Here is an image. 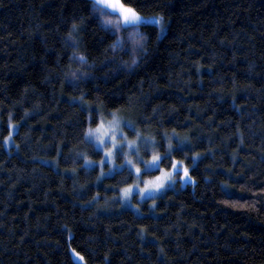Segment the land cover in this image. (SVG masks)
I'll use <instances>...</instances> for the list:
<instances>
[{"label":"trees","instance_id":"16d2710c","mask_svg":"<svg viewBox=\"0 0 264 264\" xmlns=\"http://www.w3.org/2000/svg\"><path fill=\"white\" fill-rule=\"evenodd\" d=\"M133 6L166 31L142 26L129 68L91 0H0V264H77L70 248L85 264L264 263V0ZM74 23L87 65L69 59ZM97 107L129 113L160 150L170 137L189 169L142 214L120 208L126 169L97 180L77 155L100 158L83 137Z\"/></svg>","mask_w":264,"mask_h":264},{"label":"snow or ice","instance_id":"6c2138e0","mask_svg":"<svg viewBox=\"0 0 264 264\" xmlns=\"http://www.w3.org/2000/svg\"><path fill=\"white\" fill-rule=\"evenodd\" d=\"M138 0H91V12L95 14L100 27L110 35L114 36L105 51L109 49L115 54L117 50H130L132 54L131 63L122 61L126 67H132L137 64V52L146 53L147 49L144 44L147 37L141 32V27L154 26L163 30V17L159 14L146 15L143 9L134 7ZM79 32V26L75 23L67 33V45L71 47L72 52L69 57L70 61H77L79 64L87 65L88 60L84 53L78 51L79 40L74 33ZM130 45V49L128 46ZM74 81H78L86 73L81 69L78 75L77 71L67 73ZM82 99V97H81ZM96 113V115H93ZM111 119L104 118L99 107L92 109L87 117L88 127L83 130L84 143L88 145L94 154L99 155L98 161H93L87 152H79L77 155L84 161V167L87 168L95 165L99 167L100 172L97 180L108 174H115L118 171L128 172L129 178L135 177L132 184L126 185L120 189L121 201L130 199L134 194H138L141 199L150 197L151 194L164 189L169 182L174 181L175 175L183 166V161H177L171 158L172 144L171 138L168 137V144L164 153L154 149V138L148 137L136 128L134 122L125 119L119 115V110L108 112ZM95 121V126H92ZM9 127L13 125L10 123ZM127 128L135 133L133 138H129L124 129ZM12 136L9 131L8 136L4 138L5 142ZM182 142V141H180ZM153 148L148 159H145L141 152ZM122 157L120 164H115V160ZM165 162L170 163V167L165 169L161 165ZM143 165V167H141ZM107 166V167H105ZM158 175L145 177V172L157 171ZM73 171H75L73 169ZM189 177L188 167H183V176ZM142 185V186H141ZM76 256L79 253L72 250ZM83 260V257H80Z\"/></svg>","mask_w":264,"mask_h":264},{"label":"rangeland","instance_id":"374dc122","mask_svg":"<svg viewBox=\"0 0 264 264\" xmlns=\"http://www.w3.org/2000/svg\"><path fill=\"white\" fill-rule=\"evenodd\" d=\"M165 31H166V22H165L164 19H163V30L161 31V30L158 28L159 36H162V35L165 33ZM101 113H102V112H101ZM102 114H103L104 118H106V119H111L110 116H108V115L105 116L104 113H102ZM119 115H121V116L124 117L125 119L132 120V121L134 122V124H135V121L133 120V118L131 117V115H130L129 113L119 111ZM10 123L13 125V127H12V128L9 127V131H11L12 134H13V133L15 132V130H16V124L13 123V122H11V121L9 122V124H10ZM135 126H136V124H135ZM136 128H137V126H136ZM138 129H139V128H138ZM124 131H125V133L128 135V137H129L130 139L133 138V137L135 136V133H134V132H131V131H130L129 129H127V128H125ZM142 133H143V132H142ZM143 134H145V135L148 136V137H152V138H154V141H155L154 149H155L156 151H159L160 153H164L165 148L167 147V144H168V140L166 139V140H165V143H164V146H163L164 136L162 137V146H163V150H160V146H158L157 141H156V139H155L154 136H152L151 134H148V133H143ZM173 137H175V136H173ZM171 140H172V139H171ZM3 143H4L5 148L8 150L9 147L12 145V136L9 138V140L7 141V143L5 142V140L3 141ZM173 148H174V147L172 146V149H173ZM152 151H153V148L150 147L149 149L142 151V152H141V155H142L145 159H148V158L150 157ZM171 158H174V159L177 160V161H182L181 159L175 158V157L172 155V152H171ZM193 158H194V160H196V155H194ZM121 159H122V157L117 158V159L115 160V164H117V165L120 164V160H121ZM98 160H99V159H98ZM98 160H93V161H98ZM105 167H107V166H105ZM141 167H143V165H141ZM161 167L167 169V167H164V166H161ZM169 167H170V166H169ZM169 167H168V168H169ZM183 167H185L184 164H183V166L181 167L180 171L175 175V179H174V181L169 182L168 185H167L164 189H162V190L159 191V192H156V193L151 194L150 197H146V198H144V199H141L140 196H139L138 194H134L130 199H127V200L121 201V199H120V194H118V198H119V201H120V208L130 209V210H132V211H133L134 213H136V214H142V213L144 212V210H143L144 201L147 200V199H150V198H155V197L161 195L162 193H164V191H165L166 189L174 187V186H175V181H176V179L179 178V179L181 180V176H183ZM99 170H100V169H99ZM158 174H159V172H158V170H157V172H156L155 174H153V175H144V176H145V177H151V176H155V175H158ZM108 175H110V174H108ZM185 178H186V177H185ZM185 178H184L183 180H185ZM134 179H135V177H134ZM183 180H181V181H183ZM132 183H133V182H132ZM132 183H130V184H132ZM125 186H126V185H125ZM125 186H123L122 188H124ZM141 186H142V185H141ZM119 192H120V190H119ZM148 207H153V202L148 203ZM72 250H73V249H71V248L69 249V252H70V255H71L72 259H73L77 264H85L84 260H81V259H80V257H82V256H81V255H80V256H76L75 253H74ZM75 252H76V251H75ZM263 264H264V263H263Z\"/></svg>","mask_w":264,"mask_h":264},{"label":"bare ground","instance_id":"6f19581e","mask_svg":"<svg viewBox=\"0 0 264 264\" xmlns=\"http://www.w3.org/2000/svg\"><path fill=\"white\" fill-rule=\"evenodd\" d=\"M124 172V171H123ZM146 207V206H145Z\"/></svg>","mask_w":264,"mask_h":264}]
</instances>
